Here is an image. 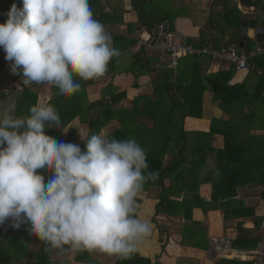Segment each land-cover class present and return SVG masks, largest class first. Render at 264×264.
Masks as SVG:
<instances>
[{"label":"clouds","instance_id":"9594fccd","mask_svg":"<svg viewBox=\"0 0 264 264\" xmlns=\"http://www.w3.org/2000/svg\"><path fill=\"white\" fill-rule=\"evenodd\" d=\"M0 23V48L24 84H47L71 97L83 81L98 79L121 55L94 17L89 0H21ZM30 115L0 107V225L30 223L52 250L98 252L127 259L151 236L137 215V196L158 173L135 139L103 130L80 138L86 150L46 134L60 126L51 104L37 102ZM51 177L45 182V173ZM67 246V249L65 248Z\"/></svg>","mask_w":264,"mask_h":264},{"label":"trees","instance_id":"16d2710c","mask_svg":"<svg viewBox=\"0 0 264 264\" xmlns=\"http://www.w3.org/2000/svg\"><path fill=\"white\" fill-rule=\"evenodd\" d=\"M119 1L122 2L123 0ZM219 2L222 6V12L216 13L219 19L216 23V27L221 34L223 33L225 35L231 28L228 22L229 18L231 20L233 16L235 17L236 13H242L233 0H221L218 1V3ZM262 2V0H241V3L246 7H259L262 6ZM13 3L17 4L18 7H22L21 0H4L5 7L2 9L0 8V11L2 13H7ZM89 3L93 10L94 17L102 24L110 22L109 20H111V18H115V15H113L114 11L111 9L110 12H104L100 0H89ZM147 5V0H132V9L139 16L140 22H147L146 30L148 33H153L154 29L161 24H165L169 19L148 11ZM6 19L7 15H0V23H4ZM134 30V28H131L132 32ZM172 30L173 28L171 26L170 31L173 32ZM138 34L139 38L128 41L129 46L127 48L138 46L139 40L141 39L139 31ZM237 35L240 36V32H238ZM111 36L113 38L114 47L118 48L120 53L124 52L125 49L118 47V44L121 41H125V37ZM237 39L238 37L234 39V42H236ZM214 40L215 43H219L222 42L223 39L216 37ZM186 42L196 47L195 41L186 40ZM205 42L206 38L201 36L197 48L206 45L204 44ZM250 43L251 40L248 39L246 48L249 47ZM147 52L149 51L144 47L140 49L135 48L133 52L134 56L131 57V63L127 69V73L132 74L136 78L134 88H138V80L140 77L156 73L158 76L155 81V90L152 95L136 97L130 102L129 107L124 105L127 99V93L125 91L118 93L114 87L113 81H111L116 75L122 74V72L118 70V64L121 59L119 56L111 61L107 72L98 79L83 81L78 77L74 78L81 87L80 91L71 97L60 95L59 90L51 86V96L48 104L54 106L58 111L61 124L58 127L53 126L52 129H46V134L65 143L78 144L82 151L86 150L85 144L80 138L81 130L73 125L74 121L81 116L87 128L85 137L99 134L101 130L105 132V130L111 129L113 131L109 132L108 136L110 137H115L120 140L135 139L146 153L148 168L144 170L145 173H158L156 179L147 181L142 190L147 191L151 187H158L160 189L158 194L159 203L156 207L157 215L181 212L183 204L186 201L188 202L186 199H182L183 201L178 202L179 200L177 199L182 198L183 192L194 196L196 199L194 203L202 201L198 195V188L201 182H203L207 171H210L208 166L210 155H213V159L218 162L219 168H217V170L222 171V176L228 181L232 180L231 184L237 187L246 184V181L244 182L243 180L245 176H249L262 167V181L260 184L264 186V157L260 162L256 159L254 160L255 155L258 153L260 154V152H262V156H264V150H259L254 153L255 151L252 150L254 146H247V144L237 141L235 139L237 136L236 130L230 132L223 129L216 130L215 126L217 124L221 125L218 120L212 121L211 130L208 134L186 130V118L201 119L203 117L202 105L206 87L202 84L201 75H197L194 82L189 83L186 87L180 81L173 83L170 80L169 70L163 68L160 70L154 69L156 64H153L152 59L148 58ZM4 59L5 53L3 49L0 48V61ZM236 73L238 72L235 68H230V71L227 73H219L218 75L208 77V81L212 84L215 93V102H220V106L225 110L236 100H246V106L248 105L250 111L248 114L243 113L244 117L242 119V124L239 123L237 127H242L245 124L251 127L254 124L253 116L258 114V107L256 108V104L262 102L264 105V72L258 76V84L251 88H247L246 86V80L249 78L251 70L242 83H236L230 86L229 83L235 77ZM14 77L18 80L22 78V76L18 75H14ZM108 79L110 80L109 82H107ZM100 82H107L103 89L101 99L96 102H90L87 97L86 89L88 86ZM41 89V84L33 83L23 86L17 97L14 92H11L9 95L10 103H13L15 99L17 100L16 116L25 117L30 115L29 110L37 104ZM234 108L235 107H232V109ZM252 108L253 110H251ZM228 124L229 123H223L221 127L226 129ZM216 134L223 135L225 138V148L223 150H216L212 146V139ZM261 139L263 141L261 143L264 146V136L261 137ZM224 157H228L227 165L226 162L222 160ZM257 168L259 169L257 170ZM44 175L45 182H47L52 174L46 172ZM167 181H170L169 185L166 184ZM235 190L236 189H234V191ZM236 195V192H232L230 195L226 196L233 202L232 200ZM261 196L264 198V190ZM212 199L214 201L221 200L217 199V197H213ZM193 206H195V204H192L190 208H184L183 211H191ZM176 207H179L178 210ZM184 213L186 214V212ZM261 222L262 220H260V222L256 221V228L261 226ZM23 224L27 225V222ZM238 228L240 231L243 230L242 223L238 225ZM8 233H3V235ZM243 237L244 236L239 234V237L233 244V249L241 250L244 247H248V245H241V242L244 240ZM4 239L5 244H2L0 247V264H57L52 257L56 250L49 251L44 242L40 241L32 232L31 225L29 228L26 227L20 236L6 237ZM34 239L42 243L39 250L32 248ZM259 240H261V238L252 240L253 243L250 246H256ZM65 248H67V246H65ZM76 261L87 264H101L98 260L93 259L88 252L77 253ZM58 264H68V262ZM114 264L160 263H153L150 259L133 253L127 259L117 258ZM218 264L254 263L221 260Z\"/></svg>","mask_w":264,"mask_h":264},{"label":"crops","instance_id":"0c3cea01","mask_svg":"<svg viewBox=\"0 0 264 264\" xmlns=\"http://www.w3.org/2000/svg\"><path fill=\"white\" fill-rule=\"evenodd\" d=\"M175 1L178 10L180 8V13L172 17H167L169 21L165 23H169V29L172 23H175V26L173 25V33L180 32L185 36L186 40L195 41L196 47L200 43L201 36H204L206 38L204 44L206 45L200 46L201 48L208 47L214 50L233 48L241 54H250L264 42L259 43L255 38H248L251 40L249 47L246 48L248 39L245 41L244 47H241V42L244 40L241 30L242 21L255 20L257 27L264 28V0H262V6L259 7H246L241 3V0H233L242 14L236 13L235 17L233 16L231 20L229 18L228 22L231 28L225 35L223 33L221 34L216 27V23L219 21L216 13L222 12V6L220 2L218 3L221 0H174L173 2ZM100 2L101 7L104 8V12H106L105 8H109L114 11L113 15H115V18L109 20L110 22L103 24L106 31L113 36H123L126 39L118 44V47L125 49L124 52H121V59L118 64V70L122 74L116 75L111 81H113L118 93L124 91L127 93V99L124 105L129 107L130 102L136 97L153 94L158 75L152 73L140 77L138 80V88H134L136 78L132 74L127 73V69L131 63V57L134 56L133 52L137 47H127L129 46L128 41L139 38L138 27L141 22L139 20V23H134L132 19L127 22L125 19V14L129 11V5L131 6V12H135L132 9V0H123L122 2L119 0H107L105 3L103 0H100ZM147 2L149 1L147 0ZM136 16L139 19L137 13ZM129 26L135 30L132 32ZM146 28L145 31H147ZM238 32H240V36L237 35ZM216 37L223 39L222 42L215 43L214 39ZM237 37V41L234 42V39ZM147 56L149 59H152L153 64L157 65L161 61L158 52L149 51L147 52ZM2 61H6V59ZM249 63L250 68L246 71L236 73L235 77L229 83L230 86L236 83H242L250 70L251 73L246 80L247 88L254 87L258 84V76L264 72V54L252 58ZM167 64L168 59L164 61L162 68L170 71L171 82L176 83L180 81L186 87L189 83H193L195 77L200 74L202 84L206 87L202 105L203 117L201 119L186 118L185 127L187 131L208 134L211 130L212 121L218 120L221 125L217 124V127L215 126L216 130L223 129L227 132L236 130L237 136L235 139L237 141L247 144V146H254V149H252L255 151L254 153L259 150H264V146L261 143L263 142L261 137L264 136V105L262 102L256 104L258 114L253 116V126L250 127L248 124H245L239 128L237 126L239 123L242 124L244 114H248L250 111L248 105L246 106V100H236L232 105L228 106L227 110L220 106V102H215V93L212 84L208 81V77L218 75L219 73H227L230 71V68L226 67L221 69L217 67L208 56L185 57L179 62L178 68L172 70L167 69ZM9 65L11 63L7 62L5 78L6 73L11 70V67H8ZM16 79L15 85L18 81ZM4 80L0 91L1 95L3 90L7 89L12 92L15 87L4 88ZM109 81L108 79L107 82ZM107 82L95 83L87 87L86 92L90 102H96L101 99L103 89ZM41 88L38 101L48 104L51 96V86L42 84ZM4 100L8 104L14 105V111H16V99L13 103H10V98L4 96ZM232 107L235 108L232 109ZM78 120L80 119L77 118L73 125L79 128L82 137H85L87 131L86 125L83 122L80 128L76 125V121L78 122ZM223 123H229L226 129L221 127ZM212 146L216 150H223L225 148L224 136L220 134L214 135ZM260 155L262 156V152L256 154L255 157L258 159L261 157ZM263 157L259 159V162ZM208 160L210 171H207L203 182H201L198 188V195L202 201L194 203L196 200L194 196L183 192L182 198H175L179 200L178 202L185 199L188 200V202L184 201L182 210L180 209L181 212L157 215L156 207L159 203L158 194L160 192L158 187H151L147 191H142L138 194L137 215L140 219L151 224L152 233L135 254L148 258L153 263L159 262L160 264H218L221 260H234L241 263L252 262L251 256H249L250 253L255 252L259 244L264 240V198L261 196L264 186L260 184L263 168H257V170L259 169L258 171L251 173L249 176H245L243 180L244 182L246 181V184L237 187L231 184L232 180L228 181L222 176V171L217 170L219 168L218 162L213 159V155H210ZM222 160L227 165L228 157H224ZM166 184L169 185L170 181H167ZM234 189L236 190L234 191ZM230 192L237 193L236 197L232 200L233 202L226 196L230 195ZM213 197L221 200L214 201L212 199ZM192 204H195V206H193L191 211H183L186 207L190 208ZM176 208L178 210L179 207ZM260 220H262L261 226L256 228V221L260 222ZM6 222L11 225L13 223L11 219ZM241 223L244 231H240L238 228V225ZM26 227L29 228L30 223H27V225L21 224L20 230H11L9 233L7 232L8 234L4 235L18 237ZM1 234L3 235V233ZM239 234L244 236L241 245H248V247H244L241 250L233 249V244L239 237ZM255 238H261V240H259L256 246H250L253 243L252 240H255ZM41 246L42 243L39 240H33V249L39 250ZM79 252L88 251L56 250L52 257L57 264L62 262H68V264H87L76 261V256ZM88 253L101 264H114L118 258L98 252Z\"/></svg>","mask_w":264,"mask_h":264},{"label":"built area","instance_id":"2783aa9c","mask_svg":"<svg viewBox=\"0 0 264 264\" xmlns=\"http://www.w3.org/2000/svg\"><path fill=\"white\" fill-rule=\"evenodd\" d=\"M107 0H103L105 3ZM106 12H110L109 8H105ZM163 30V25L159 26ZM152 35V33H150ZM153 36L150 41H145L142 38L139 40L137 49L145 48L147 51L158 52L161 57L160 63H158L154 69L160 70L164 64V61L168 59L167 69H177L179 62L189 56H208L212 60V63L217 67L224 68H235L237 72L246 71L250 68L249 62L252 58L264 54V42L260 44L256 50L250 54H241L233 48L214 50L208 47L197 48L191 44H187L186 38L180 32H169L168 34H159V38L155 44H152ZM23 77L20 78L13 91L17 97L22 87L25 86ZM11 94L10 90H3L2 96L9 97ZM11 230H20L13 228L11 224L5 222L0 225V234L7 233ZM250 258L254 264H264V240L259 244L255 252L250 253ZM244 259V258H243Z\"/></svg>","mask_w":264,"mask_h":264},{"label":"water","instance_id":"95a60500","mask_svg":"<svg viewBox=\"0 0 264 264\" xmlns=\"http://www.w3.org/2000/svg\"><path fill=\"white\" fill-rule=\"evenodd\" d=\"M128 9L129 11L125 14V19L127 20V22L131 21L132 19L134 23H139V19L136 16V13L131 12L132 10H130L131 9L130 5L128 6ZM147 24H148L147 22L141 23L138 27V31L141 35V38L145 41H150L153 36L154 39L152 40V44H155L156 40L159 38L160 33L168 34L170 32L169 23H165L163 25V30L160 27H158L153 31L151 35L147 31H145ZM241 26H242V29H241L242 36L244 37V40L241 42L242 48L244 47L245 41L248 38H255L257 42L259 43H262L264 41V28L257 27L255 20H251V21L244 20L242 21ZM6 65H7L6 61L0 62V91L3 86V80L5 79ZM8 67H11V65H9ZM6 105H8V103L4 100V96L0 94V107L6 106ZM229 243H231V241H229ZM212 252H214V250H212Z\"/></svg>","mask_w":264,"mask_h":264},{"label":"rangeland","instance_id":"374dc122","mask_svg":"<svg viewBox=\"0 0 264 264\" xmlns=\"http://www.w3.org/2000/svg\"><path fill=\"white\" fill-rule=\"evenodd\" d=\"M110 1H114V0H110ZM173 1L174 0H152V1L148 2L147 9H148V11L155 13L156 15L161 16V17H172L173 15L180 13V8L178 10V8L176 7V1L175 2H173ZM4 7H5L4 0H2V1H0V8L2 9ZM1 13L2 12L0 11V15H6L5 14L6 12L3 14H1ZM173 25L175 26V23H172V28H174ZM7 62H9V61H7ZM9 63H11V62H9ZM44 85H47V84H44ZM14 86H15V77H14L12 71L9 70L6 73V78L4 80V88H13ZM79 119L80 120H78V122L76 121V125L81 128V125L83 124V120H82V118H79ZM110 131H113V130H111V129L105 130V134L109 135ZM255 158L257 161H259V159H260V157L258 159H257V157H255ZM6 237H10V236H5V235L0 234V247L2 246V244H5L4 238H6Z\"/></svg>","mask_w":264,"mask_h":264}]
</instances>
